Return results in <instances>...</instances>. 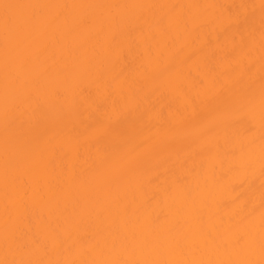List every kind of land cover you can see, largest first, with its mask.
<instances>
[{"label": "bare ground", "instance_id": "1", "mask_svg": "<svg viewBox=\"0 0 264 264\" xmlns=\"http://www.w3.org/2000/svg\"><path fill=\"white\" fill-rule=\"evenodd\" d=\"M4 2L155 7L68 9L66 23L39 29L25 44L31 60L20 73L23 87L12 93L24 104L10 114L7 131L0 32V259L6 206L17 243L43 241L45 259H95L82 249L97 241L108 242L103 258L127 259L133 249L124 237L138 231L143 214L167 217L170 228L158 239L139 236L136 258L145 239L189 259L194 250L195 258H242L230 245L220 252L206 245L249 224L259 238L262 25L258 7L252 15L240 6L260 0ZM188 17L196 22L185 28ZM249 32L254 76L238 55ZM250 91L256 121L235 116L234 99ZM242 144L252 168L236 164ZM52 236L62 243L46 239ZM251 258H260L258 247Z\"/></svg>", "mask_w": 264, "mask_h": 264}, {"label": "snow or ice", "instance_id": "2", "mask_svg": "<svg viewBox=\"0 0 264 264\" xmlns=\"http://www.w3.org/2000/svg\"><path fill=\"white\" fill-rule=\"evenodd\" d=\"M111 7H155L152 5H66V4H38V3H24L15 2L0 3V32L3 34V73H4V95H3V114L5 121V129L7 131L10 122V114L20 111L23 107L24 101H17L13 98V90L23 87V81L20 79V73L30 63L31 57L25 51V44L33 35L42 27L52 24H63L67 21L66 10L78 8H111ZM164 7V6H161ZM175 7V6H168ZM189 8L200 7L198 5H189ZM216 7V6H208ZM241 8L253 10L258 7L261 16L262 30L259 39V72H260V89H259V103H258V125H259V140H260V154H259V170L261 176L264 177V0H260L258 6L241 5ZM80 21L86 22L88 17H80ZM96 19V18H93ZM115 19V18H112ZM171 19V18H169ZM104 22V18H100V23ZM194 17L186 18L183 23L185 28L189 23L195 24ZM255 36L253 32H249L247 38L241 40L238 55L241 58H247V64L244 70L254 76L256 69V61L254 58L255 52ZM235 105V116L238 119L256 121L257 120V103L254 92H249L246 98L237 97L233 101ZM251 131V130H250ZM255 134L253 133L247 138L249 145L255 143ZM7 138L5 141L7 149ZM240 156L236 157V164L239 167L252 168L255 161L250 157L244 158V145L240 146ZM235 156V153L233 154ZM107 164V162H105ZM264 189V183H262ZM184 198L190 194L183 193ZM261 207L264 209V190L261 192ZM6 220L4 228V242L5 255L0 259V264H264V211L261 212L259 223V238L256 236V226L249 224L243 229H238L231 233L226 241H217L215 238H210L207 241L206 247L208 249L220 252L226 246L232 248L233 252L242 254V258H226V259H211V258H195V251H193V258H185L182 249H168L165 250L156 240L149 241L147 239L140 243L141 248L140 258L135 257L136 242L139 236L145 233L152 234L156 239L159 235L169 230L170 225L167 217L160 220L159 217H154L151 214H143L137 217L138 231H132L124 237L129 245L132 246V252L127 259H120L117 257L103 258L104 247L108 246L107 241H97L95 244H89L87 248L82 249L89 254L95 255L97 258L91 260L78 259H45L48 255V248L41 240H32L30 245L22 247L17 243L16 233L10 228V217L7 215L8 209L6 206ZM51 239L54 245L62 243L57 240L55 236L46 237ZM77 242H73L76 246ZM115 241H113V247ZM123 247V244H122ZM259 248V259H252L256 248ZM69 251L71 249H68ZM201 255H203V250ZM19 254V258L17 255ZM11 257V258H10Z\"/></svg>", "mask_w": 264, "mask_h": 264}]
</instances>
